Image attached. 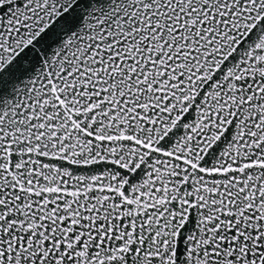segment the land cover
<instances>
[{"label": "snow or ice", "instance_id": "6c2138e0", "mask_svg": "<svg viewBox=\"0 0 264 264\" xmlns=\"http://www.w3.org/2000/svg\"><path fill=\"white\" fill-rule=\"evenodd\" d=\"M0 264H264V0H0Z\"/></svg>", "mask_w": 264, "mask_h": 264}]
</instances>
